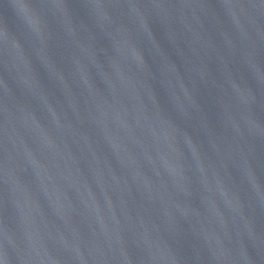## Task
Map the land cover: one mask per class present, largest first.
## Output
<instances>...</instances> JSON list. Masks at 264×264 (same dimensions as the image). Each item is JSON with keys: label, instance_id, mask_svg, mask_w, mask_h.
<instances>
[{"label": "water", "instance_id": "1", "mask_svg": "<svg viewBox=\"0 0 264 264\" xmlns=\"http://www.w3.org/2000/svg\"><path fill=\"white\" fill-rule=\"evenodd\" d=\"M0 264H264V0H0Z\"/></svg>", "mask_w": 264, "mask_h": 264}]
</instances>
